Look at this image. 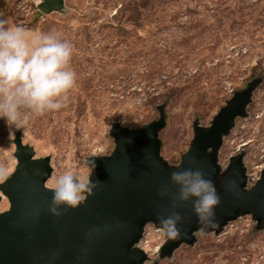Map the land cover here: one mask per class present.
Segmentation results:
<instances>
[{
	"label": "rangeland",
	"instance_id": "obj_1",
	"mask_svg": "<svg viewBox=\"0 0 264 264\" xmlns=\"http://www.w3.org/2000/svg\"><path fill=\"white\" fill-rule=\"evenodd\" d=\"M41 0H0V15L34 34L56 31L73 45L77 81L63 109L34 115L21 132L36 157L50 155L46 185L72 171L89 176L87 159L108 155L114 122L138 128L157 119L160 154L177 164L193 135V122L208 125L236 90L259 79L246 107L223 136L222 170L244 153L247 187L264 167V0H64L61 11L42 12ZM15 134V132H14ZM14 134L0 119V182L13 170ZM1 193V191H0ZM0 209L8 206L6 196ZM192 244L160 256L165 240L152 223L138 246L141 264H264V228L250 214L219 233L198 229ZM158 246V248H157Z\"/></svg>",
	"mask_w": 264,
	"mask_h": 264
},
{
	"label": "water",
	"instance_id": "obj_2",
	"mask_svg": "<svg viewBox=\"0 0 264 264\" xmlns=\"http://www.w3.org/2000/svg\"><path fill=\"white\" fill-rule=\"evenodd\" d=\"M64 0H41L44 13L61 11ZM259 79L236 90L212 116L208 125L193 122V135L177 164H169L160 154L159 131L165 125L164 107L159 116L138 128L114 122L110 127L115 147L108 155H92L96 167L90 179L97 183L91 196L76 208L61 206L53 215V187L46 185L51 175L50 155L35 156L33 146L14 134L16 163L0 182L8 207L0 211V264H141L148 259L138 242L144 227H159L157 217L172 211L182 217L181 235L165 240L160 256H170L182 243L192 244L198 229L219 233L228 221L250 213L264 228V167L247 187L244 153L230 157L222 170L217 154L223 136L237 116H246V107ZM199 168L215 184L221 202L215 210V226L198 222L192 201L175 200L178 187L170 181L173 171ZM167 189V194L160 195ZM151 264H159L157 261Z\"/></svg>",
	"mask_w": 264,
	"mask_h": 264
},
{
	"label": "clouds",
	"instance_id": "obj_3",
	"mask_svg": "<svg viewBox=\"0 0 264 264\" xmlns=\"http://www.w3.org/2000/svg\"><path fill=\"white\" fill-rule=\"evenodd\" d=\"M72 56V43L59 32L34 34L0 15V119L8 126L9 135L26 128L34 115L66 107L68 94L77 81V73L71 67ZM86 163L92 170L96 167L94 161ZM170 181L179 189L173 209L175 200H191L198 222L214 227L221 197L206 173L199 168L173 171ZM96 186L90 175L72 171L60 174L55 180L50 211L60 215L61 206H80ZM166 194V188L161 190V196ZM182 219L176 211L157 217L161 230L170 239L180 237L178 225Z\"/></svg>",
	"mask_w": 264,
	"mask_h": 264
},
{
	"label": "bare ground",
	"instance_id": "obj_4",
	"mask_svg": "<svg viewBox=\"0 0 264 264\" xmlns=\"http://www.w3.org/2000/svg\"><path fill=\"white\" fill-rule=\"evenodd\" d=\"M2 199H3V197L1 198V201H2ZM1 201H0V203H1ZM7 204H8V203H7ZM7 207H8V206H6L4 209H6ZM4 209H0V211H1V210H4Z\"/></svg>",
	"mask_w": 264,
	"mask_h": 264
},
{
	"label": "built area",
	"instance_id": "obj_5",
	"mask_svg": "<svg viewBox=\"0 0 264 264\" xmlns=\"http://www.w3.org/2000/svg\"><path fill=\"white\" fill-rule=\"evenodd\" d=\"M158 230H161V228H159V227H158ZM157 248H158V246H157ZM144 250L146 251V249H145V248H144Z\"/></svg>",
	"mask_w": 264,
	"mask_h": 264
}]
</instances>
